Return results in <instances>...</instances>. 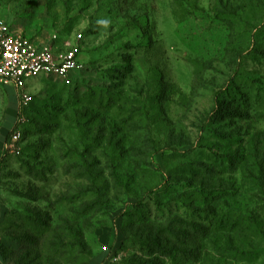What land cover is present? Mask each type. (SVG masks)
<instances>
[{"label": "rangeland", "instance_id": "1", "mask_svg": "<svg viewBox=\"0 0 264 264\" xmlns=\"http://www.w3.org/2000/svg\"><path fill=\"white\" fill-rule=\"evenodd\" d=\"M0 22L81 32L84 63L31 84L3 147L0 264H264V0H0Z\"/></svg>", "mask_w": 264, "mask_h": 264}, {"label": "built area", "instance_id": "2", "mask_svg": "<svg viewBox=\"0 0 264 264\" xmlns=\"http://www.w3.org/2000/svg\"><path fill=\"white\" fill-rule=\"evenodd\" d=\"M82 33H73L72 39L53 33L44 40H33L0 22V86H11L16 91L17 115L7 141L11 153H19L24 108L30 103V86L41 76L52 75L65 84L71 83V74L80 71L84 63L77 55Z\"/></svg>", "mask_w": 264, "mask_h": 264}, {"label": "crops", "instance_id": "3", "mask_svg": "<svg viewBox=\"0 0 264 264\" xmlns=\"http://www.w3.org/2000/svg\"><path fill=\"white\" fill-rule=\"evenodd\" d=\"M10 87L11 86H0V90L4 93V96H2V114L0 118V156L3 153L5 137L8 131L13 127L18 109L16 91L11 87V93L9 90Z\"/></svg>", "mask_w": 264, "mask_h": 264}, {"label": "trees", "instance_id": "4", "mask_svg": "<svg viewBox=\"0 0 264 264\" xmlns=\"http://www.w3.org/2000/svg\"><path fill=\"white\" fill-rule=\"evenodd\" d=\"M239 99L244 100V101H247V99L245 98V96L243 94H240L239 95ZM32 100H33V96H32V99H31L30 103L23 110V113H24V116H25V121H24V123L22 125V135L24 133V124H25L26 120H28L27 119V115H28L29 106H30ZM220 107H221L220 104L217 103V98H215V105H214V107L212 109V112H214V111H216V112L221 111V108ZM42 108H43L42 103L38 102L37 103V106H35V108L33 109L32 114H35V115L38 114L42 110ZM28 123L30 125L32 122L29 121ZM9 134H10V132H8L7 135H6V137H5V144H7V141H8V138H9ZM6 155H7V149H4L2 155L0 156V165H1L2 161L4 160V158L6 157ZM219 158H221L223 161H226L229 165L232 164L233 163V160H234L232 154H221L219 156ZM75 252H76V250L73 251L70 248V251L68 252V254H70V256H71V254L73 253V255H74ZM83 257H84V251L81 248L79 250V259H82Z\"/></svg>", "mask_w": 264, "mask_h": 264}]
</instances>
